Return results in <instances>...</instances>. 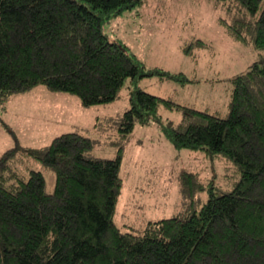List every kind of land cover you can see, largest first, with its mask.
Masks as SVG:
<instances>
[{"label":"trees","instance_id":"1","mask_svg":"<svg viewBox=\"0 0 264 264\" xmlns=\"http://www.w3.org/2000/svg\"><path fill=\"white\" fill-rule=\"evenodd\" d=\"M144 1L0 0L1 108L11 95L38 85L73 94L85 107L119 99L126 86L129 103L117 119L113 158L95 156L94 140L75 131L0 155V264H264V0H228L241 12L232 21L219 18L233 39L259 54L231 78L226 117L139 86L153 76L181 85L198 81L183 71L147 67L104 32L106 20ZM197 48L209 44L194 39L182 51L195 57ZM162 108L179 111L180 120L163 121ZM151 123L177 149L230 161L238 179L223 188L181 170L182 209L147 221L135 234L114 220L121 164L135 125ZM29 158L52 168L53 192L40 170L19 171Z\"/></svg>","mask_w":264,"mask_h":264},{"label":"rangeland","instance_id":"2","mask_svg":"<svg viewBox=\"0 0 264 264\" xmlns=\"http://www.w3.org/2000/svg\"><path fill=\"white\" fill-rule=\"evenodd\" d=\"M233 1L222 0H145L142 6L126 10L103 24L111 40L125 44L147 67L183 71L195 83L159 81L144 77L139 86L154 95L169 97L184 105L206 109L220 117L228 115L231 78L245 72L259 58L250 45L233 39L219 23L232 21L241 11ZM202 39L209 48L195 49V57L185 55L184 44ZM127 82V81H126ZM128 83H126L127 85ZM127 88L119 99L85 107L80 99L67 92L51 91L38 85L15 93L0 107V155L17 144L20 148L40 147L64 132H79L94 140L93 154L113 158L117 119L127 109ZM162 120L178 122L177 110L161 109ZM40 170L46 191L55 188V173L29 158L18 167ZM198 172L201 179L231 188L238 178L231 173L230 161L211 160L202 151L175 148L165 138L157 123L135 125L125 142L121 164L123 188L117 203L115 223L122 231L142 233L149 220L170 217L183 207L178 173ZM228 174V175H227ZM206 199L207 191L197 195Z\"/></svg>","mask_w":264,"mask_h":264}]
</instances>
